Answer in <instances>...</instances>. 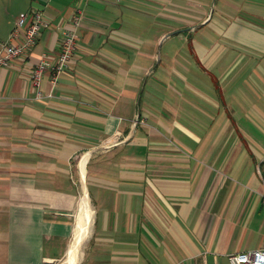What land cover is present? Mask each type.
Here are the masks:
<instances>
[{"label": "crops", "instance_id": "0c3cea01", "mask_svg": "<svg viewBox=\"0 0 264 264\" xmlns=\"http://www.w3.org/2000/svg\"><path fill=\"white\" fill-rule=\"evenodd\" d=\"M35 10L51 27L0 67V264L66 258L89 195L76 264L263 247L264 0H0V42ZM68 30L70 67L36 84Z\"/></svg>", "mask_w": 264, "mask_h": 264}, {"label": "built area", "instance_id": "2783aa9c", "mask_svg": "<svg viewBox=\"0 0 264 264\" xmlns=\"http://www.w3.org/2000/svg\"><path fill=\"white\" fill-rule=\"evenodd\" d=\"M79 25L80 19L77 18L75 28ZM50 27L44 13L38 10L18 19L10 39L7 42H0V67H7L11 61L32 51L37 45L42 31ZM77 41L78 36L75 30L66 31L57 60L53 64L45 61L38 66L33 73L34 82L39 85L43 74L47 71L53 74L54 82H56L58 76L70 67L77 49ZM228 261L230 264H264V246L255 250L230 254Z\"/></svg>", "mask_w": 264, "mask_h": 264}, {"label": "bare ground", "instance_id": "6f19581e", "mask_svg": "<svg viewBox=\"0 0 264 264\" xmlns=\"http://www.w3.org/2000/svg\"><path fill=\"white\" fill-rule=\"evenodd\" d=\"M90 199L86 197V200L83 201L82 210L80 211V216L78 219V226L76 231V238L71 245L70 253L67 257V260L64 264H76L78 262V257L80 256L81 247L83 242L90 235V224L88 223V206Z\"/></svg>", "mask_w": 264, "mask_h": 264}, {"label": "rangeland", "instance_id": "374dc122", "mask_svg": "<svg viewBox=\"0 0 264 264\" xmlns=\"http://www.w3.org/2000/svg\"><path fill=\"white\" fill-rule=\"evenodd\" d=\"M87 188H85V192L87 191L86 190ZM88 193V192H87ZM88 195H89V193H88ZM85 195H83V197H84ZM89 198H90V204H89V206H88V213H87V216H88V223L90 224V230L92 229L93 230V226H94V221H95V211H94V205H93V203H92V200H91V196L89 195ZM79 215H80V213H79ZM78 218H79V216H78ZM77 222H78V219H77ZM92 230H91V233H92ZM90 237H91V234L87 237V239L83 242V245H82V247H81V254H80V256L78 257V261H79V259L81 260L82 259V257L84 256V253H85V250H86V247H87V244H88V241H89V239H90ZM75 238H76V234H75ZM75 238H74V240H75ZM74 240H73V242H74ZM72 242V243H73ZM69 253H70V251H69ZM69 253H68V255H69ZM68 255H67V257H68ZM67 257L66 258H64L63 260H61L60 262H58L57 264H64L65 262H66V260H67ZM228 264V263H227Z\"/></svg>", "mask_w": 264, "mask_h": 264}, {"label": "trees", "instance_id": "16d2710c", "mask_svg": "<svg viewBox=\"0 0 264 264\" xmlns=\"http://www.w3.org/2000/svg\"><path fill=\"white\" fill-rule=\"evenodd\" d=\"M263 177H264V175H263Z\"/></svg>", "mask_w": 264, "mask_h": 264}]
</instances>
